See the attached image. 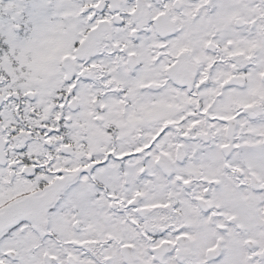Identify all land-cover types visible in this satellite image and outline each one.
Segmentation results:
<instances>
[{
	"label": "snow or ice",
	"instance_id": "obj_1",
	"mask_svg": "<svg viewBox=\"0 0 264 264\" xmlns=\"http://www.w3.org/2000/svg\"><path fill=\"white\" fill-rule=\"evenodd\" d=\"M0 264H264V0H0Z\"/></svg>",
	"mask_w": 264,
	"mask_h": 264
}]
</instances>
